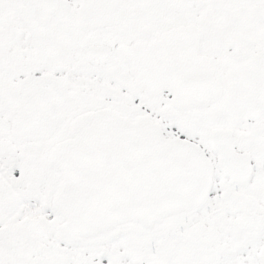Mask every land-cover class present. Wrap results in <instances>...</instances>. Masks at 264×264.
Returning a JSON list of instances; mask_svg holds the SVG:
<instances>
[{
  "label": "snow or ice",
  "instance_id": "snow-or-ice-1",
  "mask_svg": "<svg viewBox=\"0 0 264 264\" xmlns=\"http://www.w3.org/2000/svg\"><path fill=\"white\" fill-rule=\"evenodd\" d=\"M0 264H264V0H0Z\"/></svg>",
  "mask_w": 264,
  "mask_h": 264
}]
</instances>
